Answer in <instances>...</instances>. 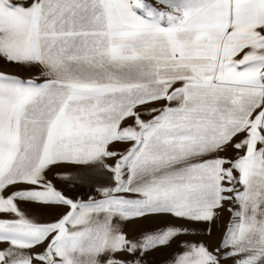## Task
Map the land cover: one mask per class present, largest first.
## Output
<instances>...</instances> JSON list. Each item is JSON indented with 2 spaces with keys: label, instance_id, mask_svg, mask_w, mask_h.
I'll return each mask as SVG.
<instances>
[{
  "label": "snow or ice",
  "instance_id": "6c2138e0",
  "mask_svg": "<svg viewBox=\"0 0 264 264\" xmlns=\"http://www.w3.org/2000/svg\"><path fill=\"white\" fill-rule=\"evenodd\" d=\"M0 63V264H264V0H0Z\"/></svg>",
  "mask_w": 264,
  "mask_h": 264
},
{
  "label": "rangeland",
  "instance_id": "374dc122",
  "mask_svg": "<svg viewBox=\"0 0 264 264\" xmlns=\"http://www.w3.org/2000/svg\"><path fill=\"white\" fill-rule=\"evenodd\" d=\"M0 70H5L9 72H17L16 66L7 65L4 63H0ZM51 175V173H49ZM57 186L60 187L63 191H65L68 195H76L77 193L87 190L86 185H81L79 181L76 183H72L71 181H58ZM228 218V213L225 210L222 213V221L217 222V226L214 228L213 233L211 236L208 235L207 232L201 231L199 228L195 232H191L186 236H180L178 240H190V241H197V240H205L209 246H215L222 235L224 230V222H226ZM163 218H154L150 223H139L130 224L128 225L129 233L133 232L134 230H138L140 227H149L152 224H159ZM182 246L178 245L176 241L172 243L168 248L162 249L155 253H151L149 256L150 264H166L167 259L172 256L175 252L181 251Z\"/></svg>",
  "mask_w": 264,
  "mask_h": 264
}]
</instances>
